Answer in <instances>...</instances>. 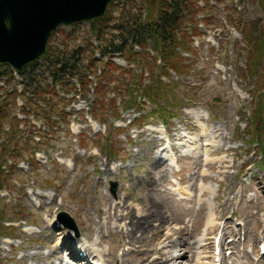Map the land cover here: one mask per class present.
<instances>
[{
  "label": "rangeland",
  "instance_id": "374dc122",
  "mask_svg": "<svg viewBox=\"0 0 264 264\" xmlns=\"http://www.w3.org/2000/svg\"><path fill=\"white\" fill-rule=\"evenodd\" d=\"M160 2L116 0L107 11L110 17L107 38L100 41L94 38L89 21L59 27L50 46L65 53L85 48L87 44L100 50L109 47L112 39L123 38L118 32L119 26L124 25L126 31H131L134 18L156 19ZM192 6L198 7L196 23L185 27L187 40L177 50L178 56L187 59L184 62L188 69L181 76L170 70L168 77L162 78L169 88L166 87L167 100L163 101L166 107L161 113L176 115L172 121L165 120L164 126L160 125L164 120L160 119L159 112H152L155 106L142 99L144 109L134 105L123 113L122 120L114 123L122 130L108 129L114 121L111 114L123 99L130 78L137 73L144 74L142 68L128 64L117 54L113 55V62L125 71L124 81H118L119 89H114L118 86L114 83L107 90L108 98L113 99L116 106L107 105L104 112L98 111L104 125L91 121L89 113L95 98L91 89L85 100L77 98L67 109L70 118L66 121L54 119L57 125L53 129H59L55 135L47 130L40 114L34 119L32 104L27 107L29 115L20 113V108L28 103L27 97L16 98L14 110L9 108V119L15 115L22 121L18 128L22 138L19 142L21 146L28 144L29 152L17 163L20 170L8 176L5 169L7 182L12 180L17 185L0 189V264H63L64 252L60 249L65 242L82 254L73 241V231L61 224L55 228L59 213H66L74 221L79 230L78 241L86 243L87 247L92 245L94 251L100 253L103 264H147L158 257L153 250L161 247L173 250L171 245L176 237L168 240L165 237L172 228H184V239L188 244L205 240L202 246H196L197 249L186 254L182 264H196L197 258L203 256L210 261L213 238L224 226L229 228L228 232L235 229L239 238L232 254L227 256L231 258L228 264H254L261 257L264 99L260 107L262 122L255 112H260L257 96L264 94V56L256 63L253 51L259 41H264V0H193ZM247 33L251 35L246 36ZM147 42L145 53L157 60L152 40L147 39ZM135 49L143 52L138 47ZM86 57L88 60L107 59L99 50L90 51ZM38 62V71L45 73L42 78L46 85L53 88L55 85L46 69L47 63ZM20 76L17 75V81ZM114 77H118L117 74ZM148 82L144 81L143 85L147 86ZM94 85L95 82L92 87ZM10 86L0 84L7 94L22 89L14 82ZM184 90L190 92L194 102L187 101L192 108L180 111L184 103L178 99L185 94ZM54 91L61 92L60 85ZM2 98L0 93V102ZM128 98L126 94L124 99ZM10 104L12 106L11 100ZM117 110L120 112L121 108ZM196 110V116L190 117ZM128 124H132L131 127L127 128ZM201 127L211 134L208 149L219 150L209 154L207 160L199 152L187 151V146L194 147L190 142L201 144ZM163 129L168 136L177 138L172 143L170 140L176 158L174 166L158 159L165 155L160 140ZM1 139L7 138L2 135ZM40 139L42 152L38 156L44 158L39 165L31 166L30 153ZM10 147L12 144L6 146L8 152ZM108 148L113 149V155L107 153ZM20 160L21 156L16 162ZM109 181L118 183L115 197L109 193ZM177 187L187 188L191 196L185 198L174 192ZM124 202L125 209L119 207ZM153 209L167 221L160 232L162 240L158 242L148 235L139 242L140 234L134 233L138 240L131 242L127 235L129 220L124 215L131 212L139 219ZM211 216L215 226L209 231L207 222ZM8 225L15 229H1ZM57 232L61 236L55 238ZM227 237L224 238L226 241H233V237ZM178 250L185 251L178 248L175 253ZM148 251L151 254L147 261L142 257Z\"/></svg>",
  "mask_w": 264,
  "mask_h": 264
},
{
  "label": "trees",
  "instance_id": "16d2710c",
  "mask_svg": "<svg viewBox=\"0 0 264 264\" xmlns=\"http://www.w3.org/2000/svg\"><path fill=\"white\" fill-rule=\"evenodd\" d=\"M160 1L156 19L147 18L144 20L142 18H134L131 24V31H126L124 25L121 26V28L119 26L118 32L123 38L121 40L112 39L109 47H101L100 50L87 44L85 48L79 47L65 53L61 50L53 49L49 44L41 60L45 61L48 65L46 69L48 73H50L52 83L55 85L53 88L48 84L46 85V81L42 78L45 73L38 71L39 67L37 61L25 66L21 74L25 73L27 70L29 71L26 72V75L23 77L25 80L24 87L34 99V108L35 110L37 108L35 112L36 117H39L40 114L46 126L54 127L56 125L54 117L66 120L68 116L65 111L70 101L75 100L78 96L85 99L89 89H93V94L95 95L91 104L95 118L100 119L98 111L101 113L104 112L107 105L111 108H115L116 104L113 99L108 98L107 90L109 91V86L114 83L118 85L117 88L114 89H119L120 83L118 81H124L123 76L125 75V71L115 65L111 60L99 61L94 58L88 60L86 56L90 54V51L95 52V50H99L101 56H108L111 54L110 58H112L113 54H120L123 59L142 68L144 74L147 75V77L144 78V74L137 73L130 78L131 83L127 85L123 95V97H126L127 94L129 98L126 100L122 99L121 101L124 110L131 108L133 104L137 105L140 99H145L150 103H154L159 109L163 110L166 107L163 101L167 100L166 87L169 88V86L165 85L160 78L167 76V71L170 69L178 76L185 74L188 69L184 62L186 59L183 56H178L177 50L183 46L185 40H187L184 28L187 21L190 22V20H193V16H190L192 15L190 12L194 8L192 6V0ZM184 15L190 17V19L184 20ZM109 19L108 12H106L103 17L91 22L93 26L92 34L98 41L108 37L106 31L108 29L107 24H109ZM247 35L251 34L247 33L246 36ZM147 39L152 40L154 52L160 60L161 65H157L158 59L155 60L148 52L145 53L148 43ZM135 46L140 47L143 52L138 53L134 51ZM253 53L255 62H259L261 56H264V41H259L257 43ZM116 74L118 77H114ZM1 76L10 78V70L5 65L0 67V77ZM90 78H93L92 82ZM73 80H75V82H73ZM146 80L149 82L147 86H144L143 82ZM94 82L95 85L92 87ZM42 83L46 86L43 87ZM58 85H60L62 89L61 92L54 91V88ZM184 93L185 94L178 100L181 102L183 101V103L185 101L193 102L192 98H190V92L184 90ZM257 98L260 99L257 108L260 109V112L256 110L255 116L262 122V109L260 107L264 99V94L261 93ZM6 104L7 100L0 103V134H2L3 125L8 123L9 115ZM113 115L115 119L120 117L117 110H115ZM170 118H172V116H170ZM9 125L10 133L7 135L10 137L9 142H15L17 141L18 132L14 126L12 127L11 123H9ZM5 147V144H2L0 153V188L5 187L11 189L14 184H12L11 180L7 183V179H3V177L6 176H4L2 166H6L9 173L16 171V159L20 158L21 152H24V148H22L23 150L21 151L19 148L20 146L16 144L15 150L8 152ZM41 149V146H38V148H34V151L38 152ZM107 150L109 155H113L112 148H108ZM27 152L28 150L26 153ZM262 154L264 156V151ZM7 162L11 164L7 165ZM1 229L7 230L6 228Z\"/></svg>",
  "mask_w": 264,
  "mask_h": 264
},
{
  "label": "water",
  "instance_id": "95a60500",
  "mask_svg": "<svg viewBox=\"0 0 264 264\" xmlns=\"http://www.w3.org/2000/svg\"><path fill=\"white\" fill-rule=\"evenodd\" d=\"M111 1L0 0V64L21 70L45 53L56 27L98 19ZM117 187V183H111L113 197ZM58 219L78 235L74 221L66 213L59 214Z\"/></svg>",
  "mask_w": 264,
  "mask_h": 264
},
{
  "label": "bare ground",
  "instance_id": "6f19581e",
  "mask_svg": "<svg viewBox=\"0 0 264 264\" xmlns=\"http://www.w3.org/2000/svg\"><path fill=\"white\" fill-rule=\"evenodd\" d=\"M198 113V111L196 110V112H192L189 116L190 117H194L196 116V114ZM201 132H203V143H204V147H202V142L199 145V141H193L190 142V144H192V146L194 147H190L187 146V151H192V152H199L202 154V157L205 158L206 160L209 157V154H213L215 151H212L211 149H208L207 146V142H209L211 144V138H209L211 136V134L209 132H205L204 128L201 127ZM208 133V134H207ZM212 134H215L214 132H212ZM161 138H164L166 142H169L165 147L166 149H164L165 155H163L162 157L160 156L158 159L159 160H166L170 163H174L175 161V154L173 152L174 147H172V142L177 140V138L174 136H168L164 130H161ZM182 139V138H181ZM171 140V143H170ZM161 142V141H160ZM211 146V145H210ZM219 151V150H218ZM218 151H216L215 153H218ZM211 164V163H210ZM178 189H176L175 192H177ZM181 192V195L185 198H187L188 196H191V193L188 191V189H182L179 190ZM264 195V192H263ZM125 199V198H124ZM126 199L130 200V196L126 195ZM225 204V202L222 204V206ZM119 207H122L125 209L126 207V203H120ZM128 209V208H127ZM125 218H127L129 220V227L130 230L129 232L127 231V235L129 236V239L132 241H134L135 239L138 240L134 235V233H139L140 234V238L139 242L142 240L145 236H151V238H153L154 240L160 242L162 240V237L160 236V232L161 229L165 227L166 224V219L163 217V215H161L158 211H156L155 209H153L152 211H150L148 214L146 213L144 216L138 217L139 219H135V217L132 215L131 212H127L125 215ZM154 223H158V225H154ZM208 224V230L210 231L211 229H213V227L215 226V220L213 219V216L210 217V219L207 222ZM167 228V227H166ZM220 228V226H219ZM229 228H224L222 229L221 233L219 235L220 236V241H219V246L222 248V253H221V264H228L229 261L231 260V258H227L225 257V252L227 251H233V249L235 248V238H236V233H235V229L231 230L230 232H228ZM184 228H172L171 230H168L166 232V240L171 239L173 237H176V241L172 243L171 247L173 248V250L168 251L166 247H161L153 250V253H156V255L158 256L156 259L152 260V261H148V254H151V251H148L146 254H144V256L142 257L143 259L145 258V260L148 261L147 264H182L184 261V258H186V254L187 253H191L194 249H197L196 246H202L203 243L205 242V240L201 239L199 242H196L194 244H188V240L184 239ZM262 233H264V226H263V231ZM190 236V234H188ZM61 234L59 232L54 233V237H60ZM228 236L227 238H232L233 237V241L231 244H227L226 240L224 239V237ZM216 236H214L213 239H215ZM72 238L69 237V240H71ZM74 243L76 244V246L78 247V250L83 252L84 256H86L85 258H82V262L79 261L78 264H100L102 263L101 260H97L96 258L93 257V254H96L97 256H99L100 253H97L96 251H94L93 246L92 245H88V247H85V243H82L80 241H76L73 240ZM59 242H61V240H59ZM260 243L264 244V238L260 239ZM75 246V247H76ZM187 247V248H186ZM178 248H183L185 249L184 252H181L180 250H178L177 253H175ZM63 250L69 252V256L70 259L72 261L76 260L80 255L78 253H76L73 249V246L69 243V242H65L63 244ZM56 255H58L57 252H54ZM24 257H21V259H23ZM20 259V260H21ZM92 261V262H91ZM196 264H214V257H212V259L210 261H208V258L206 256H203L201 258H197ZM254 264H264V256H261Z\"/></svg>",
  "mask_w": 264,
  "mask_h": 264
}]
</instances>
